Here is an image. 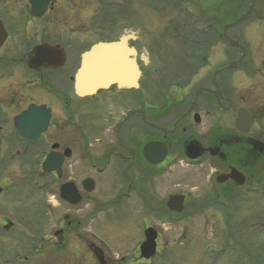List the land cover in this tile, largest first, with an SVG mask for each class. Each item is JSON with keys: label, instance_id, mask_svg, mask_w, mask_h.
<instances>
[{"label": "flooded vegetation", "instance_id": "1", "mask_svg": "<svg viewBox=\"0 0 264 264\" xmlns=\"http://www.w3.org/2000/svg\"><path fill=\"white\" fill-rule=\"evenodd\" d=\"M59 1L41 17H32L25 6L37 31L54 26L51 37L26 50L6 48L9 24L18 15L6 7L0 14L8 32L0 48V200L28 191L6 176L10 169L33 171L40 197L36 232L52 223L59 249L70 240V228L83 230L91 223L79 218L84 211L98 223L110 217L145 218L133 256H116L101 242L103 264L177 259L178 264H202L206 258L208 264H264V0L130 5L148 26L150 18L162 24L152 29L158 34L137 30L131 40L142 72L138 88L113 84L87 97L77 94L75 83L82 56L108 41L90 42L73 58L78 49L70 50V19L66 28L58 24L65 31L56 29L58 14L53 13ZM42 45L54 49L44 50L45 55L53 54L35 68ZM31 107L42 119L49 116L35 142L19 138L15 127V119ZM51 154L62 161L60 171L44 170ZM66 184L77 190L76 205L62 198ZM5 204L0 202V230L8 232L19 225L6 217ZM148 229L157 233L149 260L141 251ZM169 230L182 238L174 256L162 241ZM189 233H198L200 240L186 244ZM203 233L213 237L209 257Z\"/></svg>", "mask_w": 264, "mask_h": 264}, {"label": "rangeland", "instance_id": "2", "mask_svg": "<svg viewBox=\"0 0 264 264\" xmlns=\"http://www.w3.org/2000/svg\"><path fill=\"white\" fill-rule=\"evenodd\" d=\"M4 1L6 2H0V14H2V9L6 7L9 9V13L18 15L15 22L11 25L9 24L11 38L6 48L14 50L23 48L26 50L39 44L42 41L41 39L52 36L48 33L54 26L47 29L45 27L44 29L47 32L43 33L37 31L39 30V28L37 29V22H29L27 12L23 11V8L27 5L23 4L26 0ZM66 1L61 0L55 4L56 12L53 14H58L56 29L59 32L65 30L58 28V24L62 22L64 28H66L70 19V50L78 49L73 58L81 53L90 42L93 43L98 40L109 41L125 33L130 34L137 30L150 33L151 35L152 33L158 34L156 31L162 27V24L159 25V23L153 22L152 18H150L148 26L145 23V19H142L143 17L137 13L138 9H133L134 13L131 12L130 5L138 8L141 4L151 2L159 4L158 1L162 3L163 0H70V4H65ZM169 1L172 4L174 3V0ZM118 4H124L120 10L123 12L128 10L126 15L117 14V11H120L118 10L120 8ZM39 23L44 22L41 21ZM152 29L156 31L152 32ZM9 113L11 124V117L14 114L11 111ZM4 127L8 130L7 124ZM10 171L11 173H6V176L9 175L11 178H15L16 182L21 181L20 183L23 186L27 185L28 191L26 195H20L19 193L13 196L7 193L3 196L5 198L0 200V202L9 203L7 204L8 206L5 204L3 207L4 210L6 207V217L19 225L17 226L18 228L8 232L0 230V264H99L94 255L92 245L95 244L94 246L96 247H102L101 242L104 245L108 243L116 256L125 257L127 254H132L133 256L135 247L141 237L140 222L144 221L145 218H137V216H129L125 219L123 217L122 219L110 217L102 218L101 222L98 223L99 218L88 217V211H84L80 213L79 218L83 217L84 220H89L90 218L91 223H87L83 230L82 228H73V230L70 228V240H67L64 248L59 249L56 245L55 231H53L56 229L52 228V223L36 232L38 219H35L34 210L37 208L36 203L40 197L39 195L37 196L38 190L34 185L35 180L31 179L33 171L24 168L10 169ZM74 171L76 172V170ZM0 176H2V171H0ZM27 178H29V181H27ZM22 202L25 203L21 205ZM26 223L27 228H25ZM198 237V233H189L186 238L187 241L185 240L186 244L200 240ZM41 238H44L45 242H42ZM181 239L178 232L169 230L162 233V241L173 252L172 256L175 255L174 253H178L175 247H179ZM201 239L204 256L209 257L207 253L211 251V248L208 247L212 242L211 233H203ZM36 250H39V252H36ZM190 252L195 253L194 244L193 248H190ZM175 257L177 259L178 254ZM177 260H172L168 264H178ZM200 262L208 264L210 260L206 258V260L204 259V261L201 260ZM120 263L123 264V262L118 264ZM184 264L195 263L194 261H189V263L185 262Z\"/></svg>", "mask_w": 264, "mask_h": 264}, {"label": "water", "instance_id": "3", "mask_svg": "<svg viewBox=\"0 0 264 264\" xmlns=\"http://www.w3.org/2000/svg\"><path fill=\"white\" fill-rule=\"evenodd\" d=\"M51 0H29L30 12L33 16L41 17L44 15ZM217 0H201L203 4H214ZM8 34L5 27L0 23V48L6 42ZM128 38H122L117 43L98 44L82 58L81 68L75 78L76 91L81 97L96 94L101 89H108L113 84H117L121 89L137 88L141 78L140 67L136 62V51L129 45ZM44 50L52 51V47L42 45L37 48V54L32 62L33 67L38 68L42 65L41 58L49 56ZM48 65H53L52 63ZM146 107H150L146 104ZM37 107H31L22 116L15 119L19 137L27 140L36 139L41 131L48 127L49 116L39 117ZM38 130V135H32L30 131ZM62 161H57L51 154L44 165V170L52 172L60 171ZM1 191V190H0ZM73 184H66L62 189V198L69 200L71 204H77L80 198ZM75 200V201H73ZM157 233L153 229L146 232V242L142 245V258L150 259L156 251ZM97 258L103 262V255L100 250H96Z\"/></svg>", "mask_w": 264, "mask_h": 264}, {"label": "bare ground", "instance_id": "4", "mask_svg": "<svg viewBox=\"0 0 264 264\" xmlns=\"http://www.w3.org/2000/svg\"><path fill=\"white\" fill-rule=\"evenodd\" d=\"M137 52V51H136Z\"/></svg>", "mask_w": 264, "mask_h": 264}]
</instances>
